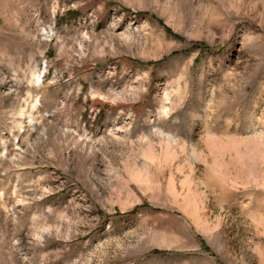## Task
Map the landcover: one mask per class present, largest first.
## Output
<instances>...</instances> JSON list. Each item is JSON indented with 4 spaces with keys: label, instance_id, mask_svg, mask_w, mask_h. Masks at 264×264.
<instances>
[{
    "label": "rangeland",
    "instance_id": "rangeland-1",
    "mask_svg": "<svg viewBox=\"0 0 264 264\" xmlns=\"http://www.w3.org/2000/svg\"><path fill=\"white\" fill-rule=\"evenodd\" d=\"M0 264H264V0H0Z\"/></svg>",
    "mask_w": 264,
    "mask_h": 264
},
{
    "label": "trees",
    "instance_id": "trees-1",
    "mask_svg": "<svg viewBox=\"0 0 264 264\" xmlns=\"http://www.w3.org/2000/svg\"><path fill=\"white\" fill-rule=\"evenodd\" d=\"M73 12V11H72ZM137 15H141V13H138ZM165 30H167V31H169L168 29H165ZM200 46H202V47H199L200 49H203V51H204V48L203 47H206V46H204V45H202V44H200ZM210 47H207V50L208 51H210ZM162 60H164V59H162ZM162 60H158V61H155V62H153V61H150V62H147V65H150V66H152V67H157L161 62H162Z\"/></svg>",
    "mask_w": 264,
    "mask_h": 264
}]
</instances>
